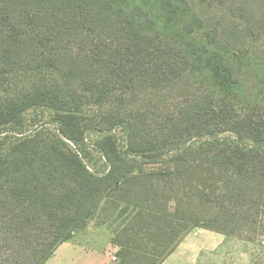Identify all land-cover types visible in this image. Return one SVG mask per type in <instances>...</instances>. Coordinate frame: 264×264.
<instances>
[{"label":"trees","instance_id":"16d2710c","mask_svg":"<svg viewBox=\"0 0 264 264\" xmlns=\"http://www.w3.org/2000/svg\"><path fill=\"white\" fill-rule=\"evenodd\" d=\"M237 42L206 32L188 0H0V79L58 73L33 81L30 93L25 87L0 97V133L43 105L76 144L84 130L71 94L155 89L188 70L209 73L225 98L214 104L208 94L181 108L171 127H186L173 148H165L169 134L148 138L139 124L112 121L125 128L126 146L119 151L113 135L104 137L103 172L62 139L34 136L0 148V264H45L112 197L114 209L133 210L112 239L116 264H162L198 227L237 236L227 214L206 217L192 199L213 200L217 213L228 201L264 213V58L251 60ZM245 68L254 72L252 87L240 77ZM56 87L62 90L54 94ZM205 127L209 134L190 142ZM138 159L160 167L139 169Z\"/></svg>","mask_w":264,"mask_h":264},{"label":"rangeland","instance_id":"374dc122","mask_svg":"<svg viewBox=\"0 0 264 264\" xmlns=\"http://www.w3.org/2000/svg\"><path fill=\"white\" fill-rule=\"evenodd\" d=\"M188 1L203 19L206 32L210 35H221L231 43L238 41L248 54L247 57L253 61L264 58V0ZM240 77L248 86H254L255 77L251 69L245 68ZM40 78L56 80L58 73L19 72L7 75L0 79V97L14 95L25 87V92L30 93L28 91L32 88V82ZM61 90V87H56L54 94ZM208 94L213 97L214 104L225 101L209 73L189 70L169 84L155 89L111 90L101 94L78 90L69 99H76L71 102L80 127L84 130L82 141L73 144L61 136L54 121L53 110L41 105L27 108L18 123L7 125L1 130L0 148L9 149L13 144L34 136L36 142L62 139L66 144L65 148L78 151L89 168L95 172H103L108 169V162L102 152L103 145L107 142L104 137L113 135L119 151H123L126 146L125 128L122 124L111 126L112 121L120 119L139 124L148 138L160 139L169 134L165 148H173L177 146L180 131L186 127V123L177 125L175 130L171 127L174 121H178V111L193 100ZM260 103L264 108V95ZM211 128L216 129L223 137L233 136L229 131L220 132L214 126L208 129ZM191 132L193 130L185 132L182 139L187 138ZM208 134L205 127L201 135H195L190 142ZM138 161L139 169L156 171L160 167V164H145L140 159ZM258 193L259 190L255 188L252 198L257 199ZM113 201V197L102 200L85 225L77 229L71 237L72 240L83 243L87 249H101L104 253V264H116L117 260L114 261L112 256L116 255L118 247L112 243V239L133 211L131 206L126 214L121 213L119 209L125 204L122 203L118 209H114L111 206ZM189 205L206 217L227 214L230 220L226 226L237 235H227L231 242L226 248L216 249L210 258H202L198 264H264V213L260 207H235L228 201L220 204L222 209L217 213V204L210 199H192Z\"/></svg>","mask_w":264,"mask_h":264},{"label":"crops","instance_id":"0c3cea01","mask_svg":"<svg viewBox=\"0 0 264 264\" xmlns=\"http://www.w3.org/2000/svg\"><path fill=\"white\" fill-rule=\"evenodd\" d=\"M230 242L226 234L194 229L162 264H198L202 258H210L216 249L226 248ZM45 264H104V253L101 249H87L83 243L70 238L56 248Z\"/></svg>","mask_w":264,"mask_h":264},{"label":"built area","instance_id":"2783aa9c","mask_svg":"<svg viewBox=\"0 0 264 264\" xmlns=\"http://www.w3.org/2000/svg\"><path fill=\"white\" fill-rule=\"evenodd\" d=\"M112 259H113L114 261L118 260V258H117L116 255H113V256H112Z\"/></svg>","mask_w":264,"mask_h":264}]
</instances>
